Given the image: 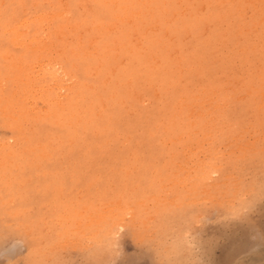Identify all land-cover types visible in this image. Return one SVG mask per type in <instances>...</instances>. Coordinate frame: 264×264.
<instances>
[{
	"label": "rangeland",
	"instance_id": "obj_1",
	"mask_svg": "<svg viewBox=\"0 0 264 264\" xmlns=\"http://www.w3.org/2000/svg\"><path fill=\"white\" fill-rule=\"evenodd\" d=\"M253 255L264 0H0V264Z\"/></svg>",
	"mask_w": 264,
	"mask_h": 264
},
{
	"label": "bare ground",
	"instance_id": "obj_2",
	"mask_svg": "<svg viewBox=\"0 0 264 264\" xmlns=\"http://www.w3.org/2000/svg\"><path fill=\"white\" fill-rule=\"evenodd\" d=\"M156 1H157V0H156ZM135 2H138V1H135ZM61 4H62V3H61ZM133 13H134V12H133ZM135 14H136V12H135ZM57 16H58V15H57ZM31 17H32V16H31ZM66 18H67V17H66ZM119 18H120V17H119ZM132 19H133V18H132ZM198 28H199V27H198ZM43 30H44V29H43ZM42 35H43V34H42ZM195 36H196V35H195ZM98 37H99V36H98ZM202 37H203V36H202ZM202 37H201V38H202ZM199 39H200V37H199ZM44 40H46V37H45ZM44 40H43V41H44ZM202 41H203V40H202ZM200 42H201V41H200ZM203 42H204V41H203ZM44 43H45V42H44ZM201 43H202V42H201ZM201 43L199 44V42H198V44L196 45V47H197L198 45H199V47H201V46H200V45H202ZM45 44H46V43H45ZM46 45H47V44H46ZM206 46H207V45H206ZM199 47H197V48L199 49ZM204 47H205V46H204ZM37 48H38V47H37ZM201 48H202V47H201ZM201 48H200V49H201ZM207 48H208V47H206L205 49L207 50ZM62 49H63V48H62ZM203 49H204V48H203ZM63 50H64V49H63ZM196 50H197V49H196ZM52 51H53V50H52ZM203 51H204V50H203ZM212 51H213V50H212ZM203 54H204V53H203ZM216 54H217V53H216ZM47 55H48V54H47ZM211 55H212V54H211ZM51 57H52V55H51ZM45 58H46V57H45ZM47 58H48V57H47ZM210 59H211V58H210ZM50 63H51V62H50ZM97 65L99 66V64H97ZM47 67H48V66H47ZM47 67L45 66V68H47ZM59 67H60V66H59ZM95 68H96V67H95ZM52 69H53V68H52ZM113 71H114V70H113ZM54 74H55V73H54ZM64 76H65V75H64ZM13 77H14V76H13ZM105 79H106V78H105ZM67 81H68V80H67ZM3 82H4V81H3ZM50 82H51V81H50ZM24 83H25V82H24ZM74 84H75V83H74ZM71 87H72V86H71ZM91 87H92V86H91ZM27 88H28V87H27ZM67 89L69 90V87H68ZM68 90H67V91H68ZM15 92H16V91H15ZM15 92H14V93H15ZM27 92H28V90H27ZM28 93H29V94H28ZM28 93H27V94L30 95V92H28ZM65 93H66V92H65ZM24 94H25V93H24ZM24 94H23L22 96H24ZM27 94H26V95H27ZM26 95H25V97L27 98ZM37 95H38V94H37ZM65 95H66V94H65ZM155 97H156V96H155ZM23 98H24V97H23ZM27 99H28V98H27ZM29 100H30V99H29ZM46 101H47V100H46ZM49 102H50V101H49ZM51 102H52V101H51ZM76 103H77V102H76ZM53 104H54V102H53ZM74 104H75V103H74ZM102 104H103V103H102ZM56 105H59V104H56ZM62 105H63V104H62ZM72 105H73V104H72ZM29 106H30V105H29ZM59 107H60V109H61V107L63 108V106H61V105H60ZM63 109H64V108H63ZM64 110H65V109H64ZM4 111H5V110H4ZM25 112H26V111H25ZM25 112H24V113H25ZM19 113H20V112H19ZM19 113H18V114H19ZM22 114H23V113H22ZM47 114H49V113H47ZM50 114H51V113H50ZM50 114H49V115H50ZM52 114H53V113H52ZM43 115H44V114H43ZM33 116H34V115H33ZM44 116H45V115H44ZM46 116H47V115H46ZM38 117H39V116H38ZM156 117H157V116H156ZM68 121H69V120H68ZM77 121H78V120H77ZM150 122H151V121H150ZM37 127H38V126H37ZM175 130H176V129H175ZM71 138H72V136H71ZM74 138H75V137H74ZM39 143H40V142H39ZM27 146H28V145H27ZM37 146H38V145H37ZM41 147H42V146H41ZM31 150H32V149H31ZM46 154H47V153H46ZM41 155H42V154H41ZM99 158H101V157H99ZM123 159H124V158H123ZM104 165H105V164H104ZM37 166H38V165H37ZM105 166H106V165H105ZM48 167H49V166H48ZM106 168H107V167H106ZM110 170H111V169H110ZM100 171H101V170H100ZM98 172H99V171H98ZM96 174H97V173H96ZM106 174H107V173H106ZM261 249H262V248H261ZM262 254H263V253H262ZM255 256H256V255H255ZM255 256L253 255V259H252V256H251V257H250L251 261L249 260L250 262L248 261V263H246V264H249V263H250V264H264V255H260V256H257V257H255ZM254 257H255L256 259H254ZM232 260H233V259H232ZM247 260H248V259H247ZM252 260H253V261H252ZM243 261H246V260L243 259Z\"/></svg>",
	"mask_w": 264,
	"mask_h": 264
}]
</instances>
